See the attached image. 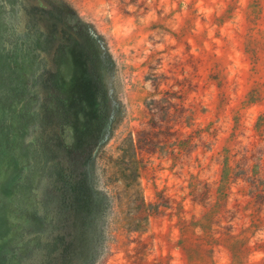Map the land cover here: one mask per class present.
<instances>
[{"label": "rangeland", "instance_id": "374dc122", "mask_svg": "<svg viewBox=\"0 0 264 264\" xmlns=\"http://www.w3.org/2000/svg\"><path fill=\"white\" fill-rule=\"evenodd\" d=\"M0 264H264V0H0Z\"/></svg>", "mask_w": 264, "mask_h": 264}, {"label": "trees", "instance_id": "16d2710c", "mask_svg": "<svg viewBox=\"0 0 264 264\" xmlns=\"http://www.w3.org/2000/svg\"><path fill=\"white\" fill-rule=\"evenodd\" d=\"M132 174H135L136 177L138 176V164L137 161L132 159V170H131Z\"/></svg>", "mask_w": 264, "mask_h": 264}]
</instances>
